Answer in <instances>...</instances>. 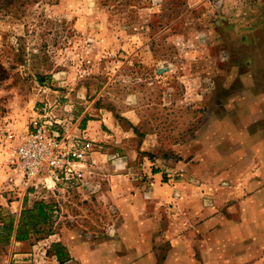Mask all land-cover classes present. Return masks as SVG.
Instances as JSON below:
<instances>
[{"label": "rangeland", "instance_id": "obj_1", "mask_svg": "<svg viewBox=\"0 0 264 264\" xmlns=\"http://www.w3.org/2000/svg\"><path fill=\"white\" fill-rule=\"evenodd\" d=\"M262 95L264 0H0V226L35 201L53 223L47 237L0 244V264H34L68 234L106 235L114 199L99 192L116 172L143 181L147 169L210 205L207 163L264 138ZM33 118L59 133L74 180L26 188L12 174Z\"/></svg>", "mask_w": 264, "mask_h": 264}, {"label": "crops", "instance_id": "obj_2", "mask_svg": "<svg viewBox=\"0 0 264 264\" xmlns=\"http://www.w3.org/2000/svg\"><path fill=\"white\" fill-rule=\"evenodd\" d=\"M257 100L262 119L264 95ZM241 126H233L231 135L242 136ZM82 132L93 136L90 128ZM247 138L245 147L229 148L221 166L207 163L205 181L213 198L210 205L203 204L194 188L181 183L170 186L147 169L143 181L116 172L110 176L114 186L99 192L114 199L116 217L106 235H65L60 239L67 256L63 262L54 254L44 252L41 256L34 250V264H262L264 138L255 134ZM187 168L194 172L193 166ZM223 181L227 187L220 186ZM175 192H179L178 199L173 198ZM10 256L26 258L29 254Z\"/></svg>", "mask_w": 264, "mask_h": 264}, {"label": "built area", "instance_id": "obj_3", "mask_svg": "<svg viewBox=\"0 0 264 264\" xmlns=\"http://www.w3.org/2000/svg\"><path fill=\"white\" fill-rule=\"evenodd\" d=\"M47 124L51 123L33 118L29 129L9 152L12 174L20 177L26 188L47 185L48 181L56 185L76 177L59 133L48 131Z\"/></svg>", "mask_w": 264, "mask_h": 264}, {"label": "trees", "instance_id": "obj_4", "mask_svg": "<svg viewBox=\"0 0 264 264\" xmlns=\"http://www.w3.org/2000/svg\"><path fill=\"white\" fill-rule=\"evenodd\" d=\"M11 2H38L39 0H6ZM41 82L43 79L38 78ZM53 232L51 205L43 201H35L31 207L24 206L20 212L17 224L14 225L13 217L9 215L7 221L0 226V235L3 237L0 244L7 245L13 236L15 242H27L32 237L41 239L47 237ZM50 254H54L59 262H63L67 256L63 252V246L60 243L52 245Z\"/></svg>", "mask_w": 264, "mask_h": 264}]
</instances>
